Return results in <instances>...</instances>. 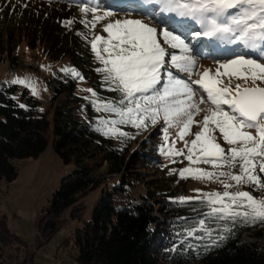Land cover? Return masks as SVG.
Returning a JSON list of instances; mask_svg holds the SVG:
<instances>
[{
  "label": "snow or ice",
  "instance_id": "6c2138e0",
  "mask_svg": "<svg viewBox=\"0 0 264 264\" xmlns=\"http://www.w3.org/2000/svg\"><path fill=\"white\" fill-rule=\"evenodd\" d=\"M159 6L160 13L174 14L177 17L187 18L199 25L200 31H192L195 39L201 37L209 40H220L228 44L242 45L244 49L258 52L257 58L245 55H235L228 60L217 62L215 72L205 69L202 73L195 72V59L190 55L192 49L189 43L180 35L174 34L167 28L158 31L157 27L145 23L141 19H117L109 22L102 28L106 36L94 35L90 42L91 51L95 60L102 65L95 71L102 74V85L107 91H116L120 99L113 103L108 101L93 105L97 111L113 113L119 120H99L102 125L110 124L112 127L96 128L104 136H127L120 131L117 124H131L138 129L146 128L147 121L155 125L159 117H163L164 145L161 153L166 157L184 156L190 165L199 163L210 164L213 168L235 166L239 161L240 174L233 172L205 171L200 168L185 167L178 170L181 179L193 178L197 180L220 181L225 191L199 193L195 197H180V203L198 200L206 204L208 211L203 212L202 219L196 225L186 228L177 236L185 239L204 240L205 236L211 241L207 248L219 246V242L227 237L220 232H231L228 225L242 223L254 225L264 223V199H256L247 191L231 193L232 184L252 183L257 187H264L258 175L255 174L257 166L259 172L264 173V0H148ZM82 13H92L91 20H81L85 27L91 25L96 28L97 23L113 14L105 11L97 15V7L93 0L79 5ZM71 25L72 20L64 22ZM186 31H191L192 25H181ZM80 35V33H77ZM178 50L179 54L175 51ZM168 68L178 72L187 73L189 77L197 75L198 79L185 81L173 76ZM65 74L83 80L75 69H62ZM164 75L167 80H164ZM225 78L229 83L225 85ZM235 78L244 83L231 86V79ZM163 81V87L158 88ZM252 86L249 87L248 82ZM259 82V84L257 83ZM13 84H21L38 95L36 88L30 81L13 79ZM191 85L198 86L194 90ZM87 91L96 97L93 89ZM200 95V104L209 103V114L203 116L202 121H194L201 109L194 102V97ZM206 94V98L205 95ZM21 108L26 107L21 104ZM183 116L186 119L183 127L177 132L184 147L177 149L176 141L168 146V127L173 126L175 117ZM194 122L200 130L194 134L189 142L185 137L190 134ZM246 129H254L255 135ZM215 132H219L223 141L229 145L227 149L217 142ZM184 149L187 150L185 155ZM174 162V161H173ZM176 171V170H173ZM169 174H172L170 171ZM183 219V218H180ZM224 221V225L210 227L209 225ZM202 231L204 235H196ZM213 233H217L213 237ZM176 245L172 251L176 250ZM191 247V245H189Z\"/></svg>",
  "mask_w": 264,
  "mask_h": 264
},
{
  "label": "rangeland",
  "instance_id": "374dc122",
  "mask_svg": "<svg viewBox=\"0 0 264 264\" xmlns=\"http://www.w3.org/2000/svg\"><path fill=\"white\" fill-rule=\"evenodd\" d=\"M88 0H0V88L3 86L17 85L19 92L26 88L32 98L39 101L38 111L40 113L47 112L48 120L51 122L54 106H50L52 92L47 86L49 78L57 73H62L69 76L75 81V95L77 102L74 104V114L79 119L80 126H90L97 134V142L92 144V147L87 150L85 161L90 165H98L101 154L93 152V147H98L102 151L118 149L120 152L127 151V163L129 164L125 180L129 181L126 193L111 194L109 201L116 206L118 210L131 200L139 201L140 198L152 196V191L156 190L164 181L178 183L181 186L180 197H195L199 193H211L225 191L223 184L220 181L226 178L221 177L220 181L212 180H197L193 178L181 179L178 170L185 167L200 168L205 171L219 173L233 172L240 174L239 161L235 166L229 168L216 167L213 168L210 164L199 163L190 165L184 156L166 157L161 153V147L164 145L163 128L166 127L163 117H159L155 125L151 121H147L146 128H136L131 124H117L120 131L127 133V136H104L95 129L110 128L112 125L99 124V120L111 121L119 120L120 117L113 113L97 111L96 106L92 101L95 99L97 104H103L108 101L113 103L120 99V94L116 91H107L106 85H102V77L86 78L83 72L73 65L72 59L68 56L55 53L50 56L48 51L51 50L52 36L50 33L54 31H67L69 33H80V40L87 43L88 52L94 63L98 67H102L95 60V55L91 51L90 42L94 35L106 36L102 31L104 25L113 22L117 19H141L145 23L157 27L158 31L164 28L171 30L176 35L187 34L190 48V55L195 59V72L202 73L205 69H210L215 72L217 62H222L233 58L235 55H245L251 58H257L258 52L250 54L244 48L232 53H225L221 57L214 56L211 51L215 48L198 49L192 46L197 39L192 37V31L186 32L181 27L183 23L174 22V19L169 16V13H160L159 6L148 2V0H93V4L97 7V15H103L105 11L111 12L113 15L101 20L97 23L94 30L91 25L85 27L80 23L81 20L92 19V13L87 14L80 12L79 5L86 4ZM72 20L71 25H66L64 22ZM175 23V24H174ZM197 31H200L197 30ZM181 36V35H180ZM181 38H183L181 36ZM220 42H217L214 47L220 48ZM228 44L224 45L227 49ZM224 51V48H222ZM8 51V52H7ZM175 51L179 54L178 50ZM57 57V58H53ZM75 69L83 80L74 78L70 74H65L62 69ZM168 71L173 73V76L179 79L189 81L198 79L197 75L189 77L187 73L178 72L174 68H168ZM102 75V74H101ZM13 79H23L30 81L36 88L38 95H33L29 88L21 84H13ZM164 80L167 76L164 75ZM225 85L229 83L228 79L224 80ZM241 83L235 78L231 79V86ZM259 84V82H257ZM249 87L252 86L251 81L248 82ZM264 87V84H259ZM163 87V81L158 88ZM194 90H198V86L191 85ZM93 89L97 96L93 97L87 89ZM202 90H198V93ZM205 98H206V94ZM194 102L199 104L201 109L199 115L194 116V121H202L204 115L209 114V103L200 104V95H196ZM65 97L62 96L55 103L59 106L64 102ZM186 118L183 116L173 119V126L168 127L169 142L175 140L177 149H182L184 144L179 140L177 132L183 127V122ZM200 130V127L194 122L191 127L190 134L185 137L186 141H191L194 134ZM251 134L255 135L254 129H246ZM51 133V128H50ZM217 142L222 147L227 149V145L219 132H215ZM185 155L187 150L184 149ZM139 154V155H138ZM142 158L144 155L149 156L150 166L141 167L135 165L133 157ZM137 157V158H138ZM84 158V157H83ZM174 161V162H173ZM18 169V177L10 184L2 182L0 184V219L5 216L6 226L12 235L10 244L4 246L0 251V262L2 264H75L73 257L76 250L73 246V234L75 229L81 228L85 221L89 220L93 209L97 206L101 199L107 194L112 193L113 188L119 183L120 175H107L109 166L107 162L100 164L96 168L94 175L98 177L99 183L97 187L87 192L78 202L75 210L66 211L63 216L62 229L47 243L38 242L36 223L42 217L45 208H47L50 198L54 191L59 187L62 177L70 173L74 169V164L65 165L55 155L51 142L48 144L45 151L37 159H28L15 163ZM176 170V171H173ZM170 171L172 174H169ZM127 172V173H126ZM255 174L259 176L261 184L264 185V173L259 172L257 166ZM233 187L228 191L235 193L237 191H247L256 199H264V187H257L252 183H241L236 185L234 181L227 180ZM199 190V193L196 191ZM74 215V218L71 217ZM252 232L242 234L243 242L254 241Z\"/></svg>",
  "mask_w": 264,
  "mask_h": 264
},
{
  "label": "trees",
  "instance_id": "16d2710c",
  "mask_svg": "<svg viewBox=\"0 0 264 264\" xmlns=\"http://www.w3.org/2000/svg\"><path fill=\"white\" fill-rule=\"evenodd\" d=\"M50 35V56L55 53L68 56L88 79L102 77L95 71L98 66L88 52L89 45L80 40L77 32L57 30ZM47 86L52 92L50 106H54L51 122L47 112L38 111L39 101L32 98L28 89L19 92L17 85L0 88V184L12 183L18 177L15 163L37 159L50 142L63 164H74V169L61 178L36 223L38 242L47 244L62 229L63 214L74 211L83 196L101 183L94 172L100 164L107 162V175H120V181L112 193L100 200L90 219L75 229V264H264V223L228 225L231 232L219 233L227 238L220 241L219 246L207 249L205 246L211 243L207 236L204 240L189 238L180 243L184 237H178L177 232L183 233L192 225L198 227L202 213L209 208L198 200L180 203L176 199L181 194L178 183L164 181L152 191V196L128 201L118 210L109 198L111 194L126 193L129 181L125 180L124 170L129 166L126 161L128 149L124 152L113 148L102 151L93 147V152L101 155L98 165H90L85 161L90 158L87 150L97 142V134L89 125L80 126L73 113L78 100L74 79L57 73L49 78ZM62 96L64 102L55 106ZM21 104L26 107L21 108ZM137 157H133L135 165L150 166L149 156L144 155L143 160L141 156ZM224 224V221H217L209 226L215 228ZM245 232H252L255 240L243 242ZM196 235L204 233L200 231ZM216 236L217 233H213V237ZM11 238L5 216H2L0 251L10 244ZM174 245L177 247L172 251Z\"/></svg>",
  "mask_w": 264,
  "mask_h": 264
},
{
  "label": "bare ground",
  "instance_id": "6f19581e",
  "mask_svg": "<svg viewBox=\"0 0 264 264\" xmlns=\"http://www.w3.org/2000/svg\"><path fill=\"white\" fill-rule=\"evenodd\" d=\"M169 16H171L172 19H174V22H180V23H183V24H189V25H192V29L193 30H199V25H196L194 23V21H191L187 18H182V17H177L175 16L174 14H169ZM186 31V30H185ZM188 32V31H186ZM183 39L185 40H188V37H187V34H180ZM193 37V36H192ZM217 42H220L219 45H220V48L219 49H216V47H214V45L217 43ZM228 43L224 42V41H220V40H209L207 38H204V37H201L199 39H197L196 43L192 46L193 48L195 49H198L200 47V49H206V48H215L213 51H211L210 54L214 55V56H217V57H221L223 56L225 53H232L234 51H237V50H241L243 48L242 45H233V44H228L227 46V49H225L224 45H226ZM222 48H224V51L222 50ZM246 50V49H245ZM247 54L250 53V54H255L256 52H251L249 50H246Z\"/></svg>",
  "mask_w": 264,
  "mask_h": 264
}]
</instances>
